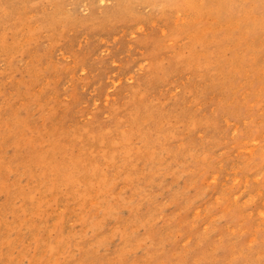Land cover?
Wrapping results in <instances>:
<instances>
[{
    "label": "rangeland",
    "instance_id": "1",
    "mask_svg": "<svg viewBox=\"0 0 264 264\" xmlns=\"http://www.w3.org/2000/svg\"><path fill=\"white\" fill-rule=\"evenodd\" d=\"M0 264H264V0H0Z\"/></svg>",
    "mask_w": 264,
    "mask_h": 264
}]
</instances>
